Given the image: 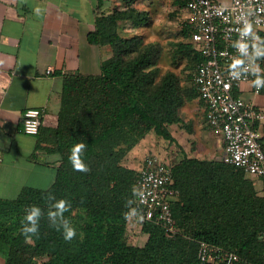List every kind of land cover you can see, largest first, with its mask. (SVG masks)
I'll use <instances>...</instances> for the list:
<instances>
[{"label":"trees","instance_id":"1","mask_svg":"<svg viewBox=\"0 0 264 264\" xmlns=\"http://www.w3.org/2000/svg\"><path fill=\"white\" fill-rule=\"evenodd\" d=\"M128 6L98 14L88 40L109 46L113 56L103 62L98 76L66 75L58 124L44 136L41 129L36 135L37 148L59 154L54 184L46 190L26 187L16 199L0 200L5 264H33L38 257H48L44 264H199L201 241L235 252V264H264V195L248 174L223 161H177L174 186L180 194L172 210L180 233L169 239L161 226L141 221L147 240L143 246L130 240L131 220L125 213L135 207L139 171L127 164V157L151 133L172 143L171 126L185 125L179 110L189 95L177 74H161L153 46H144L138 36L121 35L122 22L142 26L149 21L146 12ZM183 35L189 42L179 43L177 49L195 70L203 58L191 43L188 27ZM80 141L86 143V173L75 171L69 160L71 148ZM261 141L264 149V136ZM48 193L71 204L64 213L76 230L70 242L50 226L44 199ZM30 205L39 206L44 215L38 235L26 242L21 229Z\"/></svg>","mask_w":264,"mask_h":264},{"label":"crops","instance_id":"2","mask_svg":"<svg viewBox=\"0 0 264 264\" xmlns=\"http://www.w3.org/2000/svg\"><path fill=\"white\" fill-rule=\"evenodd\" d=\"M217 1L225 5L231 3V0ZM186 2L0 0V200L16 199L26 187L46 190L54 184L59 159H50L53 154L37 148L38 136L8 133L4 127L11 126L16 131L21 127L26 110L43 109L45 113L41 133L44 136L58 124L66 75L101 74L103 62L113 56V51L109 46L101 47L88 40L89 33L96 29L98 14H111L116 8L126 10L130 4V7L146 12L150 21L157 9L165 10L166 5H173L175 10H186ZM36 8L41 9L39 15L35 12ZM263 46L264 34L261 44L257 46L258 53L261 54ZM234 94L264 108V92L255 95L252 81L235 89ZM196 101L200 103L205 119L206 106L198 95ZM257 128L264 136V123L258 124ZM172 135L174 141L171 143V151L175 152L172 157L178 159L175 164L183 158V154L173 132ZM146 141L147 138L128 155L127 164L131 168L139 170L143 164L147 151ZM219 145L220 151L224 153L223 138ZM186 157L212 160L199 152ZM128 160L134 162L130 161L129 164ZM256 188L264 193V182Z\"/></svg>","mask_w":264,"mask_h":264},{"label":"built area","instance_id":"3","mask_svg":"<svg viewBox=\"0 0 264 264\" xmlns=\"http://www.w3.org/2000/svg\"><path fill=\"white\" fill-rule=\"evenodd\" d=\"M186 10L193 19L187 24L191 43L203 58L192 72L191 83L206 106V122L224 139L227 162L264 180L263 136L256 128L264 123V108L234 94L235 89L253 82L257 71L264 78V46L261 54L257 51L264 34V0H231L228 5L217 0H187ZM246 24L251 25V32L242 36ZM253 92L261 95L264 87L257 89L253 84ZM44 113L43 109H28L19 129L4 128L8 133L38 135ZM173 165L160 153L145 156L138 170L134 207L142 221L161 226L169 239L180 233L172 210L180 194L174 186ZM197 256L199 264L239 261L235 252L205 241L199 242Z\"/></svg>","mask_w":264,"mask_h":264},{"label":"rangeland","instance_id":"4","mask_svg":"<svg viewBox=\"0 0 264 264\" xmlns=\"http://www.w3.org/2000/svg\"><path fill=\"white\" fill-rule=\"evenodd\" d=\"M165 10L157 9L150 21L146 25L136 26L133 23H121L119 31L125 37H140L144 46H153L155 50L154 61L156 67L161 70V74L174 72L178 75L179 85L184 94L189 95L179 114L183 119V124H176L171 127L173 134L179 142L183 157L199 152L205 158L227 162L225 152L220 151L221 136L216 135L204 119L200 103L196 101L197 96L192 91L191 74L194 70L188 57L179 53L177 45L189 42L183 35V29L192 22V17L187 10H175L171 5L164 7ZM164 10V11H163ZM126 24V25H125ZM122 25H125L124 27ZM210 134H209V133ZM171 143L162 137L151 133L147 137L146 155L160 153L172 160L174 163ZM140 156V155H139ZM143 157V155H142ZM141 157V158H142ZM138 158H135L137 160ZM131 161V160H130ZM130 161L128 160L129 164ZM132 163L134 160L131 161ZM255 186L262 184V180L257 177L246 175ZM264 195V193H261ZM138 217L131 219L129 224V238L139 246H143L147 240V234L141 230ZM48 257L35 258L33 264H44ZM6 263V255L0 251V264Z\"/></svg>","mask_w":264,"mask_h":264},{"label":"clouds","instance_id":"5","mask_svg":"<svg viewBox=\"0 0 264 264\" xmlns=\"http://www.w3.org/2000/svg\"><path fill=\"white\" fill-rule=\"evenodd\" d=\"M35 12L37 15L41 13L40 8H36ZM251 32V25L246 24L242 32L243 35H248ZM242 50L246 46H240ZM239 63H243L242 61ZM235 67V66H234ZM254 86L257 89L264 87V78H261L259 75L256 76V79L253 81ZM86 149V143L83 141L77 142L71 148V154L69 160L72 164V167L77 172H88L90 169L82 159V154ZM50 159H59V154H53ZM134 194L137 193V190L133 189ZM142 195V193H139ZM45 201L48 202V211L47 218L50 223V226L56 228L58 231H62L63 238L66 242H70L76 237V230L72 227L68 218L65 217L64 213L68 212L71 208V204L66 199L57 200L55 196L51 193H48L44 197ZM132 201H129L128 204H131ZM26 215L24 221L22 222L23 227L21 229V235L25 236L26 242H31L32 237L37 236L39 233V222L41 217L44 215L43 210L37 205H30L25 209ZM138 213L135 208L130 209L129 212L125 213V219L131 220L132 217H137ZM139 220H143V216H138Z\"/></svg>","mask_w":264,"mask_h":264}]
</instances>
